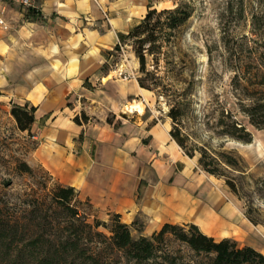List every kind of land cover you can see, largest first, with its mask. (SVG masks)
<instances>
[{
  "label": "crops",
  "instance_id": "crops-1",
  "mask_svg": "<svg viewBox=\"0 0 264 264\" xmlns=\"http://www.w3.org/2000/svg\"><path fill=\"white\" fill-rule=\"evenodd\" d=\"M103 11L108 17L101 0H40L34 8L0 1L8 25L0 26V111L16 125L11 106L34 107L29 131L16 126L18 135L35 143L27 162L74 187L98 214H119L138 235L150 236L164 223H192L216 240L229 238L264 254V224L247 217L155 114L119 119L111 107L115 115L107 120L105 98L92 90L95 81L114 86L116 103L143 88L98 75L117 42L109 43L113 35ZM123 16L108 18L119 26L117 37L132 27L120 28Z\"/></svg>",
  "mask_w": 264,
  "mask_h": 264
},
{
  "label": "rangeland",
  "instance_id": "rangeland-1",
  "mask_svg": "<svg viewBox=\"0 0 264 264\" xmlns=\"http://www.w3.org/2000/svg\"><path fill=\"white\" fill-rule=\"evenodd\" d=\"M101 3L108 14L102 20L113 35V42L109 41L112 45L118 39L115 31L119 28L109 20L114 16L124 12V24L120 28L127 30L149 8L162 10L179 4L190 8L189 17L169 46L168 61L171 63L162 59L155 72L160 81L157 87L152 86L151 78L144 79L132 46L124 44L118 50L110 48L106 66L98 75L108 74V78L115 81L110 83H119L123 87L131 83L137 85L138 79L143 78L149 88L139 85L143 92L130 94L118 103L112 98L113 85L99 86L95 81L92 90L105 98L107 120L111 121L115 115L110 112L111 107L119 119L137 114L136 111L129 112L125 104L139 100L145 115L155 114L170 129L177 128L185 136L184 146L179 145L185 154H189L187 156L202 171L199 160L210 162V167L219 175L204 172L218 178L237 205L255 221L264 224V129L251 125L238 106V102L249 101L252 89L249 79L255 75L259 81L264 72V0H101ZM146 67L153 70L150 56ZM171 107L181 111L176 123L168 114ZM227 112L251 132L250 142L221 133L225 126L220 120ZM34 144L18 135L11 118L0 111V219L18 231V241L0 240V264H37L18 250L43 232L42 227L31 219V202L39 197L49 201L48 193L57 180L40 164L27 162L28 152ZM22 161L32 167V173L20 170ZM226 179L234 182L235 191L226 184ZM75 204L110 223L112 215L98 214L85 198L78 195ZM48 211L56 213L53 209ZM57 222L54 221V228L46 226L50 239L56 236ZM130 231L133 237L139 236L134 228ZM119 259L121 262L116 264H211L208 255L196 253L172 232L165 234L148 260L126 262L121 256Z\"/></svg>",
  "mask_w": 264,
  "mask_h": 264
},
{
  "label": "trees",
  "instance_id": "trees-1",
  "mask_svg": "<svg viewBox=\"0 0 264 264\" xmlns=\"http://www.w3.org/2000/svg\"><path fill=\"white\" fill-rule=\"evenodd\" d=\"M189 10L190 8L185 4L162 10L149 8L127 33H118V39L113 48L118 50L122 45L130 44L138 59L139 71L144 74V79L151 78L152 86L157 87L160 81H157L159 76L155 75V72L159 69L162 59L167 64L171 63L168 61L171 55L169 46L172 45L173 39L177 37L178 31L189 17ZM148 56L151 57L155 71L146 67ZM255 77V75L249 77V86L252 89L248 103L238 102V106L251 125L264 129V72L259 81ZM237 78L238 75L235 74V81ZM138 82L141 87L149 88L143 78L138 79ZM10 113L19 130L29 131L35 120L33 106L13 104ZM180 113L178 107H171L168 112L175 123ZM81 117L87 120L83 112ZM73 119L75 122H80L77 115ZM220 123L225 126V128L222 127V134L242 142L251 141V132L229 112L221 118ZM169 132L177 144L183 147L185 136L175 127ZM199 165L207 173L219 175L215 168L210 167V162L205 163L199 160ZM19 168L24 172H33L32 167L26 161H22ZM225 182L231 190L235 191L233 181L226 179ZM78 195L74 187L57 181L48 193L49 201L40 197L32 201L31 219L42 227L43 232L29 240L25 247L18 250L19 253L23 252L28 258H33L37 264H116V262H121L120 256L126 262L132 260L139 262L151 258L155 253L156 245L163 241L167 232H172L196 253L208 255L211 264H264V254L253 247L238 246L234 240L229 238L216 240L204 234L192 223L183 225L164 223L150 236L139 235L135 238L131 234L129 225L120 220L119 214L111 213V221L107 223L99 219L96 214L81 210L75 204ZM85 200L90 207H93L87 198ZM48 209H53L56 212L55 215ZM90 215L92 219H89ZM247 217L253 223H257L248 213ZM57 220L56 236L50 239L47 236L46 226L54 228L53 223ZM17 234L15 226L0 219V240L7 239L13 243L18 241L16 240Z\"/></svg>",
  "mask_w": 264,
  "mask_h": 264
},
{
  "label": "built area",
  "instance_id": "built-area-1",
  "mask_svg": "<svg viewBox=\"0 0 264 264\" xmlns=\"http://www.w3.org/2000/svg\"><path fill=\"white\" fill-rule=\"evenodd\" d=\"M0 1H7L10 3H14V4H17V5L24 7V8H34V7H38V2L40 0H0ZM104 14L106 17L105 12H104ZM0 26L3 29H7V27H8V25L5 23V21L3 20L2 17H0Z\"/></svg>",
  "mask_w": 264,
  "mask_h": 264
},
{
  "label": "bare ground",
  "instance_id": "bare-ground-1",
  "mask_svg": "<svg viewBox=\"0 0 264 264\" xmlns=\"http://www.w3.org/2000/svg\"><path fill=\"white\" fill-rule=\"evenodd\" d=\"M125 108L129 112H133V111H136L138 113H142L143 112V105H142L141 101H139V100L128 101L125 104Z\"/></svg>",
  "mask_w": 264,
  "mask_h": 264
},
{
  "label": "water",
  "instance_id": "water-1",
  "mask_svg": "<svg viewBox=\"0 0 264 264\" xmlns=\"http://www.w3.org/2000/svg\"><path fill=\"white\" fill-rule=\"evenodd\" d=\"M125 117H127V115L123 114Z\"/></svg>",
  "mask_w": 264,
  "mask_h": 264
}]
</instances>
